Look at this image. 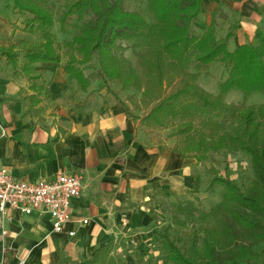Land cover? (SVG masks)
Here are the masks:
<instances>
[{
    "label": "trees",
    "instance_id": "16d2710c",
    "mask_svg": "<svg viewBox=\"0 0 264 264\" xmlns=\"http://www.w3.org/2000/svg\"><path fill=\"white\" fill-rule=\"evenodd\" d=\"M123 1L67 0L56 19L49 0H5L16 16L14 30L34 38L0 46L5 66L28 82L32 94L27 97V112L51 101V79L36 68L52 64L62 66L66 91L75 86L86 92L92 83L101 82L124 108L126 119L146 130H168L167 137L175 139L171 151L181 159L205 164L212 155H243L253 174L249 187L241 189L228 173L222 178L208 169L207 190L221 188V202L197 217L191 208H179L183 220L176 223L187 232V245L179 248L169 228H163L157 234L159 251L170 264H264V249L252 250L264 244V104L225 101L231 91L242 93L244 99L264 93V39L230 52L228 41L236 25L221 39H216L212 22L199 33L191 30L202 14L201 0H145L153 13L152 23L140 13L124 10ZM86 14L92 15L90 21L73 25ZM55 25L62 35L68 27L77 33L59 43L53 34ZM122 43L131 45L134 63L124 57ZM215 65L226 75L213 95L198 80L209 76ZM112 84L118 89L113 90ZM129 90L139 98L122 99ZM208 219L215 224L207 225ZM199 222L203 224L198 227ZM111 252L110 245L102 247L90 261L78 264H127Z\"/></svg>",
    "mask_w": 264,
    "mask_h": 264
},
{
    "label": "crops",
    "instance_id": "0c3cea01",
    "mask_svg": "<svg viewBox=\"0 0 264 264\" xmlns=\"http://www.w3.org/2000/svg\"><path fill=\"white\" fill-rule=\"evenodd\" d=\"M201 2L202 14L192 23L197 33L212 22L216 39H221L236 25L228 41L230 52L264 39V0ZM15 19L0 0V46L18 39ZM36 71L51 79V101L28 113L27 97L32 93L27 80L0 57V169L26 182H50L59 173H78L81 189L71 201V221L61 234L52 233L46 213L9 210L0 216V264L90 261L102 247L117 248V240L129 229L143 230L149 224L142 205L156 191L189 186L191 160L171 151L175 139L167 137L168 130H146L126 119L124 108L101 82L92 83L86 92L75 86L66 91L62 66L39 64ZM240 98L230 92L225 101L241 104ZM245 104L262 105L264 95L253 93Z\"/></svg>",
    "mask_w": 264,
    "mask_h": 264
},
{
    "label": "rangeland",
    "instance_id": "374dc122",
    "mask_svg": "<svg viewBox=\"0 0 264 264\" xmlns=\"http://www.w3.org/2000/svg\"><path fill=\"white\" fill-rule=\"evenodd\" d=\"M66 1L67 0H49V5L53 10L56 19ZM122 6L126 11L140 13L149 23L153 22V13L145 0H125L123 1ZM18 19L17 27L20 28V26H22L21 20L20 18ZM91 19L92 15L86 14L82 21H74L73 25L80 26L83 22H88ZM191 30L194 34L197 33V27L192 26V24ZM75 33H77V30L74 27H68L66 35L59 33L57 25L53 28V34L59 43H62L64 40H69ZM23 37L31 41L34 40L32 37L20 33L17 36L18 39ZM122 46L126 48L124 57L134 63L135 52L131 48V45L128 43H122ZM64 60L65 59H63V62ZM225 75V70L219 65H215L210 69L209 76L201 75L199 77L198 84L207 92L217 94L218 87L216 81L219 82L220 77ZM112 86L115 90L118 89L115 84H112ZM127 92L126 94H121V97L124 98L125 95H134L139 98V95L134 91H132L131 94H127ZM71 93L72 92H69V94ZM231 93L232 95H239V97H241L240 101H242L241 104H245V99L242 93L237 91H231ZM258 94L264 95L263 93ZM230 102L233 104L232 101ZM189 167L191 179L189 186H178L172 191L169 189L158 190L142 205L149 224H145L143 230L129 229L126 231V236L117 240V243L115 244L117 248L112 251V255L115 259L121 263L127 264H170L164 259L159 251L157 234L162 231L163 228H169L171 237L176 239L179 248L184 250L187 245V232L176 223V220H183V215L178 209L187 207L191 208L192 213L197 217L209 213L221 202V188L217 187L212 191L207 190L210 177L208 169L213 168L216 175L222 178L228 173L229 178L235 181L241 189L249 187L253 180V174L249 162L247 158L241 154L232 155L222 153L219 155H212L209 163L205 164H195V161L191 160ZM201 224L203 223L199 222L197 226L199 227ZM206 224L213 226L215 223L214 220L208 219ZM179 239H181L180 242ZM243 243L248 244L249 241L244 240ZM262 249H264V244H259L252 248L255 252H260Z\"/></svg>",
    "mask_w": 264,
    "mask_h": 264
},
{
    "label": "built area",
    "instance_id": "2783aa9c",
    "mask_svg": "<svg viewBox=\"0 0 264 264\" xmlns=\"http://www.w3.org/2000/svg\"><path fill=\"white\" fill-rule=\"evenodd\" d=\"M80 189L81 176L78 173H59L50 182H26L1 168L0 216L5 217L9 210L25 215L46 213L50 217L52 233L61 234L71 221V201L78 197ZM73 235V232L68 233L69 237Z\"/></svg>",
    "mask_w": 264,
    "mask_h": 264
}]
</instances>
